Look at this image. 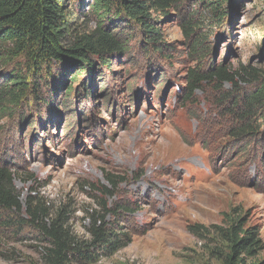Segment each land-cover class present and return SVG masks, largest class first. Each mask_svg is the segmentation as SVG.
Returning a JSON list of instances; mask_svg holds the SVG:
<instances>
[{"label": "rangeland", "instance_id": "1", "mask_svg": "<svg viewBox=\"0 0 264 264\" xmlns=\"http://www.w3.org/2000/svg\"><path fill=\"white\" fill-rule=\"evenodd\" d=\"M65 2L72 42L96 21L90 0ZM179 3L157 23L168 45L162 59L145 52L138 35L111 73L99 69L94 98L63 97L74 85L64 88L59 76L58 111L31 99L0 122V166L13 174L24 209L32 200L52 216L65 212L81 240L89 239L93 215L106 217L121 240L131 237L112 256L71 264H224L229 249L220 230L239 220L258 228L264 241V122L259 114L255 138L233 137L240 123L227 99L255 85L241 77L235 85L207 80L186 99L193 70L224 66L236 74L248 67L264 79V0H227L223 24L203 0ZM193 20L201 30L190 41L182 27ZM198 36L206 43L196 50ZM2 59L0 83L13 70ZM105 85L108 101L98 95ZM48 93L54 95L52 87ZM9 218L0 210V264H45L46 244L26 227H8ZM258 262L264 264V251L245 263Z\"/></svg>", "mask_w": 264, "mask_h": 264}, {"label": "trees", "instance_id": "2", "mask_svg": "<svg viewBox=\"0 0 264 264\" xmlns=\"http://www.w3.org/2000/svg\"><path fill=\"white\" fill-rule=\"evenodd\" d=\"M72 1L76 7L84 3V0ZM226 1L203 0L205 7L213 8L216 21L222 24L226 19L227 12L223 8ZM229 1L232 3V0ZM179 5V0H90L88 15L95 19V27L90 33L78 36L71 42L65 0H0V54L5 67L13 66V70L8 71V77L0 83V122L6 117H14L24 102L31 99L38 105L44 102L50 112L58 111L55 110L58 92L54 82L59 76L65 78L64 88L67 81H73L74 85L67 88L63 97L73 96L75 100L94 98L96 83L102 72L99 69L111 73L114 59L119 60L128 54L132 40H137L138 35L140 44L146 48L145 52L162 59L168 52V45L162 41L157 23L161 18L167 19L170 11H179ZM193 23L194 20L184 23L182 27L190 41L201 30L195 28ZM203 37L198 38L194 49L204 47L206 41H203ZM76 70L68 80L69 74ZM239 77L255 87L237 98H227L232 101L230 111L240 123L232 136L236 133L239 138H255L261 135L256 129L260 126L257 117L261 115L259 118L264 122V79L252 69L242 67L236 74L230 73L224 66L210 69L209 72L193 70L190 72L186 99H191L203 81L235 85ZM163 85H159V91ZM51 87L54 95L48 93ZM101 89L98 95H103L104 100L108 101L111 92L106 85ZM65 103L69 104L68 101ZM70 106L63 107L71 110ZM22 121L31 126L28 120ZM41 124L44 125L43 120ZM106 179L113 187L116 186L115 177L107 175ZM31 201L26 203L27 209H24L13 183V174L0 166V210L10 216L8 227L17 231L26 227L46 244L42 249L45 264L82 263L92 261L96 255L112 256L132 241L128 235H122L127 238L126 241L121 240V235L109 228L106 217L95 215L88 228L89 239L81 240L69 228L65 212L52 216L49 209L35 206ZM220 232L229 249L224 264H246L247 259H256L264 251L259 229L246 228L240 220Z\"/></svg>", "mask_w": 264, "mask_h": 264}]
</instances>
